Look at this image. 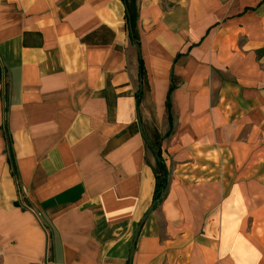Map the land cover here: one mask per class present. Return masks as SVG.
Instances as JSON below:
<instances>
[{"label": "crops", "instance_id": "0c3cea01", "mask_svg": "<svg viewBox=\"0 0 264 264\" xmlns=\"http://www.w3.org/2000/svg\"><path fill=\"white\" fill-rule=\"evenodd\" d=\"M159 160L132 264H264V0H0V264H129Z\"/></svg>", "mask_w": 264, "mask_h": 264}, {"label": "trees", "instance_id": "16d2710c", "mask_svg": "<svg viewBox=\"0 0 264 264\" xmlns=\"http://www.w3.org/2000/svg\"><path fill=\"white\" fill-rule=\"evenodd\" d=\"M128 19L129 21H132L129 13H128ZM139 58H140V75H141V79L143 80L144 69H143L141 57ZM137 100L139 103L140 94H138ZM8 142H9V145H11L10 141ZM156 155L159 156L157 152H156ZM9 160H10V164L12 165L13 173L15 176L16 173H15V166H14V156L11 153H10ZM168 186H169V172L167 171L163 162L159 160V166H158V169L156 170V188H155L154 199H153L154 210H156L165 201L166 196H167Z\"/></svg>", "mask_w": 264, "mask_h": 264}, {"label": "water", "instance_id": "95a60500", "mask_svg": "<svg viewBox=\"0 0 264 264\" xmlns=\"http://www.w3.org/2000/svg\"><path fill=\"white\" fill-rule=\"evenodd\" d=\"M130 28H131V32H132V27L130 25ZM154 210V206H152L149 210V212L144 216V218L142 219L139 227H138V230H137V233H136V236H135V239H134V243H133V247H132V251H131V256H130V262L129 264H132V257H133V254H134V250H135V247H136V242L138 240V237L140 235V232H141V229L143 227V225L145 224L146 220L148 219L149 215L152 213V211Z\"/></svg>", "mask_w": 264, "mask_h": 264}, {"label": "built area", "instance_id": "2783aa9c", "mask_svg": "<svg viewBox=\"0 0 264 264\" xmlns=\"http://www.w3.org/2000/svg\"><path fill=\"white\" fill-rule=\"evenodd\" d=\"M49 256H50V254H49V252H48V263L46 262L45 264H49Z\"/></svg>", "mask_w": 264, "mask_h": 264}]
</instances>
